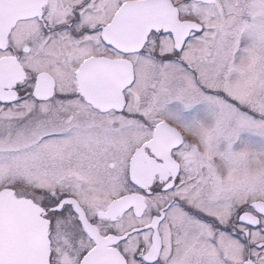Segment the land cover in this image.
Here are the masks:
<instances>
[{"label": "snow or ice", "instance_id": "obj_1", "mask_svg": "<svg viewBox=\"0 0 264 264\" xmlns=\"http://www.w3.org/2000/svg\"><path fill=\"white\" fill-rule=\"evenodd\" d=\"M242 130L264 136V0H0V264H264Z\"/></svg>", "mask_w": 264, "mask_h": 264}, {"label": "flooded vegetation", "instance_id": "obj_2", "mask_svg": "<svg viewBox=\"0 0 264 264\" xmlns=\"http://www.w3.org/2000/svg\"><path fill=\"white\" fill-rule=\"evenodd\" d=\"M248 43H250V40H248L247 37L242 38V46H245ZM172 108L175 109L174 110L175 112H173V113L177 114V116L179 118V122L182 124H190L194 121H200V122L205 123L206 125H211L214 123L212 116L210 114V110L206 104L202 103V104H198V105L193 106L191 109H185L179 101H173L167 106V110L170 111ZM191 110H194L195 113L192 114V113L188 112ZM245 131L246 130L240 131L238 138L232 144V151L238 152V151L246 150L244 148V145L242 144ZM250 132L252 135H254V137L259 136L254 131H250ZM226 148H227V142L220 141V143L218 145V151L222 152ZM253 148H254L253 151H250V152H254V153L259 154L258 147L257 148L253 147Z\"/></svg>", "mask_w": 264, "mask_h": 264}, {"label": "rangeland", "instance_id": "obj_3", "mask_svg": "<svg viewBox=\"0 0 264 264\" xmlns=\"http://www.w3.org/2000/svg\"><path fill=\"white\" fill-rule=\"evenodd\" d=\"M175 109L172 108L170 112H175ZM178 110V109H177ZM177 112V111H176ZM189 113L194 114L195 111L191 110L188 111ZM244 148L248 151H253V147H258V152L260 154V158H264V136L259 135L258 137H254V135L251 134L250 130H246L243 137V143Z\"/></svg>", "mask_w": 264, "mask_h": 264}]
</instances>
